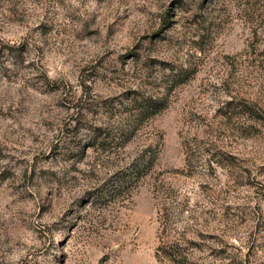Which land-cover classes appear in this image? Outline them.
Here are the masks:
<instances>
[{"label": "rangeland", "instance_id": "obj_1", "mask_svg": "<svg viewBox=\"0 0 264 264\" xmlns=\"http://www.w3.org/2000/svg\"><path fill=\"white\" fill-rule=\"evenodd\" d=\"M167 222L264 264V0H0V264H170Z\"/></svg>", "mask_w": 264, "mask_h": 264}, {"label": "trees", "instance_id": "obj_2", "mask_svg": "<svg viewBox=\"0 0 264 264\" xmlns=\"http://www.w3.org/2000/svg\"><path fill=\"white\" fill-rule=\"evenodd\" d=\"M152 100V99H151ZM164 104H157L154 100L146 104L144 107V113L148 116L157 114ZM161 225V224H160ZM168 229V222L166 226L161 225L159 229V243L156 247L155 256L159 262L167 261L170 264H205L202 256H198L195 253L198 243L194 240L187 238H168L163 233ZM225 257V256H224ZM232 256H230L231 258ZM217 260V256L215 257ZM212 264V263H211ZM233 264H246L241 262H235Z\"/></svg>", "mask_w": 264, "mask_h": 264}]
</instances>
